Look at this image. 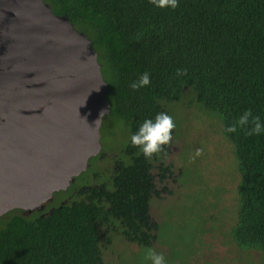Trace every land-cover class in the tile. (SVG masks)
I'll list each match as a JSON object with an SVG mask.
<instances>
[{
    "label": "trees",
    "instance_id": "obj_1",
    "mask_svg": "<svg viewBox=\"0 0 264 264\" xmlns=\"http://www.w3.org/2000/svg\"><path fill=\"white\" fill-rule=\"evenodd\" d=\"M45 2L92 39L109 114L125 121L129 138L110 181L69 193L73 183L43 209L0 216V264H112L111 254L123 258L151 246L158 227L150 216L153 168L162 177L173 172L174 164H165L171 141L148 159L130 136L145 118L170 115L166 103L185 96L221 119L220 142L231 146L236 162L229 172L239 196L232 237L264 264V134L226 131L248 109L264 120V0H179L175 9L150 0ZM177 68L187 72L177 76ZM145 71L150 84L133 90L130 82Z\"/></svg>",
    "mask_w": 264,
    "mask_h": 264
},
{
    "label": "water",
    "instance_id": "obj_2",
    "mask_svg": "<svg viewBox=\"0 0 264 264\" xmlns=\"http://www.w3.org/2000/svg\"><path fill=\"white\" fill-rule=\"evenodd\" d=\"M110 107L85 32L45 0H0V216L66 189L101 151Z\"/></svg>",
    "mask_w": 264,
    "mask_h": 264
},
{
    "label": "rangeland",
    "instance_id": "obj_3",
    "mask_svg": "<svg viewBox=\"0 0 264 264\" xmlns=\"http://www.w3.org/2000/svg\"><path fill=\"white\" fill-rule=\"evenodd\" d=\"M188 102L185 96L166 103L176 132L165 164L174 165L167 179L156 176L158 196L152 212L160 223L157 242L138 246L133 254L119 256L121 259L111 254L112 264H151L147 259L149 250L163 253L167 264H262V259L256 263L259 256L253 259L232 237V226L238 220L239 196L229 172L235 171L236 162L231 146L220 142L224 133L221 119L197 97ZM100 132L106 157L93 156L69 193L105 177L101 176L103 165L112 163L111 157L126 148L129 128L117 113L104 116ZM198 148L201 153L196 156Z\"/></svg>",
    "mask_w": 264,
    "mask_h": 264
},
{
    "label": "clouds",
    "instance_id": "obj_4",
    "mask_svg": "<svg viewBox=\"0 0 264 264\" xmlns=\"http://www.w3.org/2000/svg\"><path fill=\"white\" fill-rule=\"evenodd\" d=\"M150 2L155 7H158V8L175 9L178 6L179 0H150ZM186 72H187L186 68H177L176 69L177 76L183 75ZM150 82H151L150 81V74L147 71H145V72L141 73L136 80L131 81L129 86L133 90H137V89H140V88H143V87L149 85ZM103 114L104 113L102 112L101 117ZM101 117H100V119H101ZM100 119H98V120H100ZM103 119H104V117H103ZM102 124H103V122H102ZM249 125H250V127H249ZM237 126H239L241 128H247V133L249 135L264 134V120H261L260 116H258V115L254 116L250 109L245 110L242 114H240L234 124L227 126L226 131L229 133H233L236 131ZM174 128H175V123L173 121L172 116L169 115L167 112H158L154 118H145L141 123L138 124L136 130L130 136V142L132 145L138 146L139 150L143 153L145 158L150 159L153 156V154H156V153H159L160 151H162L164 145H167L170 143V141L172 140ZM170 150H171V146H170ZM103 153L104 152L102 151V148H101V151L97 155H94V156H100V157L103 156L102 158H105L107 153H105V154H103ZM200 153H201V149H199V148L196 149L195 155L198 156V155H200ZM109 156H111V155H109ZM92 157L88 161L87 168L89 167V163H90ZM115 158H117V159L120 158V154H114V157L113 158L111 157L113 162L103 165V168L101 169V171H103L102 174L107 175L105 178H103L104 181L102 179H100L99 181L96 179L95 183H92L91 185L101 186L100 184H102L104 182H108V178H109V181L111 180L110 171H111V169H114V163H115L114 159ZM116 162H117V160H116ZM85 170L81 171L80 174L83 173ZM155 170L157 172V169L154 167L153 168V174L155 177L154 184L156 182ZM80 174H78V175H80ZM78 175H76L74 177V179L71 181V183L69 184V186L66 189H61V190H67L74 183V181ZM86 187H89V184L81 186L80 188H86ZM154 187H155L156 193L153 195V198H152L150 216H151V220L153 222L157 223V225L159 226L160 223L156 221L155 215H153V212H152V208H153V204H154L153 202L156 199L155 197L158 196L156 184L154 185ZM61 190H59V191H61ZM56 192H58V191H56ZM56 192H54V194ZM53 198H54V195H53ZM51 200H47L46 202H44L43 207H35L33 209H24V210H28L29 212H31L36 208L37 209H43L46 206V204L48 202H50ZM157 231H158V227L156 228V230L154 232L155 235L158 234ZM155 241L157 242V238L153 239V244H155L154 243ZM147 259H149L151 261V264H167V261L165 259L164 254L163 253H157L153 250H149V252L147 254Z\"/></svg>",
    "mask_w": 264,
    "mask_h": 264
},
{
    "label": "flooded vegetation",
    "instance_id": "obj_5",
    "mask_svg": "<svg viewBox=\"0 0 264 264\" xmlns=\"http://www.w3.org/2000/svg\"><path fill=\"white\" fill-rule=\"evenodd\" d=\"M118 166H119L118 162H115L114 163V169H117ZM155 168L157 169L156 176H158L161 180L167 179L170 175H172L170 173V174H167V175L165 174V176L162 177V172H161V169H159V166L157 165Z\"/></svg>",
    "mask_w": 264,
    "mask_h": 264
}]
</instances>
